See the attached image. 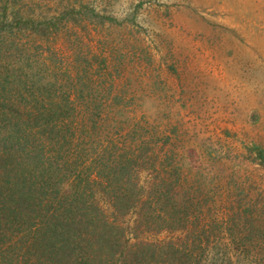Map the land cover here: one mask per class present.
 Listing matches in <instances>:
<instances>
[{
	"label": "rangeland",
	"instance_id": "obj_1",
	"mask_svg": "<svg viewBox=\"0 0 264 264\" xmlns=\"http://www.w3.org/2000/svg\"><path fill=\"white\" fill-rule=\"evenodd\" d=\"M0 105V149L29 119L53 192L94 180L130 242L264 264V0H0Z\"/></svg>",
	"mask_w": 264,
	"mask_h": 264
},
{
	"label": "trees",
	"instance_id": "obj_2",
	"mask_svg": "<svg viewBox=\"0 0 264 264\" xmlns=\"http://www.w3.org/2000/svg\"><path fill=\"white\" fill-rule=\"evenodd\" d=\"M9 112L22 119L11 106ZM19 124L28 126L29 119L15 124L24 141L17 139L19 155L0 149V264H181L172 243L164 260L163 244L130 242L127 228L118 221L127 211L114 209L108 215L100 209L91 189L94 180L87 179L83 191L79 183L69 194L53 192L63 164L46 162L43 147L27 149L30 132ZM4 140L0 138V146ZM13 236L18 237L14 249L2 251Z\"/></svg>",
	"mask_w": 264,
	"mask_h": 264
},
{
	"label": "crops",
	"instance_id": "obj_3",
	"mask_svg": "<svg viewBox=\"0 0 264 264\" xmlns=\"http://www.w3.org/2000/svg\"><path fill=\"white\" fill-rule=\"evenodd\" d=\"M172 81L173 80H171L170 82H172ZM175 82H178V81H175ZM179 83H181V85L184 86L183 88L185 90V93H187V94H195L197 96H205L206 94H208L210 92H214L213 88L209 87L207 89L205 84L203 86L201 84V82H199L197 80L187 79V80H182ZM175 85L176 84H173V91L172 92H177Z\"/></svg>",
	"mask_w": 264,
	"mask_h": 264
}]
</instances>
